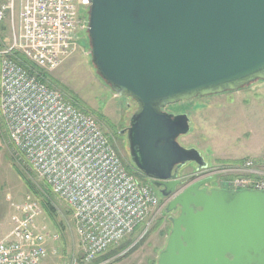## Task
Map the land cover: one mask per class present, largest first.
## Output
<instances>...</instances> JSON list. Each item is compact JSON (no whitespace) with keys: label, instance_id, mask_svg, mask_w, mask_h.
I'll return each mask as SVG.
<instances>
[{"label":"water","instance_id":"95a60500","mask_svg":"<svg viewBox=\"0 0 264 264\" xmlns=\"http://www.w3.org/2000/svg\"><path fill=\"white\" fill-rule=\"evenodd\" d=\"M96 75L136 105L125 130L131 164L164 199L171 229L156 264H264V191L183 184L207 168L178 140L186 114L167 106L264 82V0H87ZM208 185V186H207Z\"/></svg>","mask_w":264,"mask_h":264},{"label":"built area","instance_id":"2783aa9c","mask_svg":"<svg viewBox=\"0 0 264 264\" xmlns=\"http://www.w3.org/2000/svg\"><path fill=\"white\" fill-rule=\"evenodd\" d=\"M88 6L87 0H0V22L18 9L21 25L19 38L0 50V135L52 197L68 206L87 262L157 207L152 188L127 171L97 121L42 78L67 56L80 10ZM217 174L224 189L264 191V152L207 169L201 179ZM36 205L29 197L10 204L15 216L0 240V264H40L46 256L50 242L36 229Z\"/></svg>","mask_w":264,"mask_h":264},{"label":"rangeland","instance_id":"374dc122","mask_svg":"<svg viewBox=\"0 0 264 264\" xmlns=\"http://www.w3.org/2000/svg\"><path fill=\"white\" fill-rule=\"evenodd\" d=\"M80 13L78 22L81 20V23L79 22L75 31L68 54L56 70L46 73L48 76L46 82L51 88L61 92L74 105L77 103L78 108L90 114L97 121L119 154L123 164L133 172L138 182L152 188L157 200V207L152 209L143 222L137 225L133 232L123 240L87 262L74 232L68 206L61 200L52 198L41 181L17 160L7 139L0 135V240H3L13 227L12 218L15 213L10 208V204L23 203L29 197L30 201L37 203L39 212L35 219L36 229L43 232L50 242L46 256L40 264H156L171 229V224L165 213L168 201L161 197L149 180H143L140 175H137L138 172L131 164L126 134L123 132L128 128L136 105L128 98L116 96L96 75L91 63L87 36L88 9H82ZM20 33L19 10L16 9L13 16L0 22V50L3 47H9L14 40L19 38ZM260 83L264 82H256L242 89L244 90L242 94L251 92L253 86ZM233 93L218 95L217 97L221 98L212 101L210 99L216 97L198 98L165 108V111L170 114H186L188 116L190 131L187 135L180 137L178 142L186 149H196L207 163L208 170H218L227 164L219 163L227 156L222 151L234 152L237 144L234 143L233 137L237 132L238 125L243 134L251 135L246 137L238 157H245L249 155L247 153L258 150L255 145L258 136L252 132L253 124L258 125L254 122L253 110H249L250 105L245 106L232 102V98L235 96ZM227 95H229L228 99L226 98L227 104L230 105L229 109L223 103ZM237 108L241 113V120H238ZM255 115L260 117L264 114L257 112ZM258 126L256 127L258 128ZM258 130L260 133L264 132L260 128ZM254 135L255 137L252 139ZM201 175L202 173L195 172L194 164H187L178 172V177L183 184L177 190L182 191L190 183L201 180ZM221 182V176L217 174L212 179L210 186H207L209 189H221L223 188ZM27 183L32 187V191ZM184 185L186 186L183 187ZM36 192L39 195L38 198L35 196ZM43 197L48 200L49 206L53 207L54 222L41 206ZM176 213L177 211H174L169 216H177ZM54 236H57L58 239L53 241ZM124 245L127 247L113 254L115 250Z\"/></svg>","mask_w":264,"mask_h":264},{"label":"crops","instance_id":"0c3cea01","mask_svg":"<svg viewBox=\"0 0 264 264\" xmlns=\"http://www.w3.org/2000/svg\"><path fill=\"white\" fill-rule=\"evenodd\" d=\"M253 90H251V92L247 93V94H242L244 90H239L237 92H234L233 95L234 98L232 102H236V103H241L244 104L245 106H251V108H249V110H253L254 113V122H256L258 125V128H260V130H264V115L257 117L255 115V113L260 112L261 114H264V83H260V84H256V86H253L252 88ZM249 90V89H248ZM216 98H211L210 101H212L213 99H220L217 96H214ZM229 95L225 96V100L223 101V103H225V105H227V108L229 109L230 105L227 104V99H228ZM227 98V99H226ZM217 101V100H216ZM239 108V107H238ZM237 108L238 112H239V117L238 120H241V113L239 111V109ZM209 111V110H208ZM207 111V112H208ZM231 111V110H228ZM253 124L252 126V132L258 136V140L256 142V146L258 147L257 151L251 152V153H247L249 155H246L245 157H238V154L240 153V149L241 147L244 146L246 137H250L251 135H245L243 134L242 129L240 128V126L238 125L237 128V132L234 135V143L237 144V146L235 147L234 152H228L226 153V151H222L224 154H226L227 156L225 158H223V161L219 162V163H238L240 162L242 159L248 157V156H257L260 155L264 152V132H259L258 128ZM252 136V139L255 137ZM245 154V153H243Z\"/></svg>","mask_w":264,"mask_h":264},{"label":"trees","instance_id":"16d2710c","mask_svg":"<svg viewBox=\"0 0 264 264\" xmlns=\"http://www.w3.org/2000/svg\"><path fill=\"white\" fill-rule=\"evenodd\" d=\"M42 78H43V80H46V79H48V76H47V74H44L43 76H42ZM77 104V103H76ZM75 104V105H76ZM77 106H78V104H77ZM3 136V135H2ZM125 167H126V169H127V171L130 173V174H133V172L125 165ZM137 175H139V173L137 174ZM141 176V178L144 180L145 179V177L144 176H142V175H140ZM146 180V179H145ZM27 186L29 187V189H31V191H32V187H30V185L27 183ZM47 192H48V190L47 189H45ZM49 193V192H48ZM35 196H37V198L39 197V195L37 194V192L35 193ZM53 198V197H52ZM54 199V198H53ZM41 206H42V208H43V210H44V212L47 214V216L48 217H50V219L54 222V220H55V212H54V210H53V207L52 206H49V202H48V200L45 198V197H43V199L41 200ZM128 244V243H127ZM127 246L126 245H124V246H122L121 248H119V249H117V250H115L114 252H113V254L115 253H117V252H119V251H121V250H123L124 248H126Z\"/></svg>","mask_w":264,"mask_h":264},{"label":"flooded vegetation","instance_id":"af4514ba","mask_svg":"<svg viewBox=\"0 0 264 264\" xmlns=\"http://www.w3.org/2000/svg\"><path fill=\"white\" fill-rule=\"evenodd\" d=\"M182 169H183V168H182ZM206 170H207V168H206L205 170H202V171L198 172V174H201V173H203V172L206 171ZM179 171H180V170H179ZM179 171H178V172H179ZM195 172H196V166H195ZM196 173H197V172H196ZM192 177L195 178L196 176H192ZM193 178H192V179H193ZM184 183H185V182H184ZM186 184H187V183H186ZM185 186H186V185H184L183 187H185ZM186 187H187V186H186ZM186 187H185V188H186ZM185 188H184V189H185ZM155 189H156V188H155ZM184 189H183V190H184ZM156 190H157V189H156ZM183 190H182V191H183ZM182 191H181V192H182ZM157 192H158V190H157ZM169 201H170V200H169ZM169 201H168V202H169ZM168 202H167V205H168ZM165 213H166V212H165ZM166 214H167V217H168V221H169V218H173V217L175 216V215H174L173 217H172V216H169L170 214H173V212H171V213H166ZM176 214H177V216H178V211H177ZM177 216H175V217H177Z\"/></svg>","mask_w":264,"mask_h":264}]
</instances>
